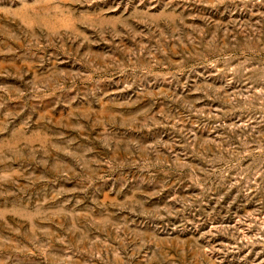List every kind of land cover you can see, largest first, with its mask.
Here are the masks:
<instances>
[{
    "label": "rangeland",
    "instance_id": "1",
    "mask_svg": "<svg viewBox=\"0 0 264 264\" xmlns=\"http://www.w3.org/2000/svg\"><path fill=\"white\" fill-rule=\"evenodd\" d=\"M0 264H264V0H0Z\"/></svg>",
    "mask_w": 264,
    "mask_h": 264
}]
</instances>
